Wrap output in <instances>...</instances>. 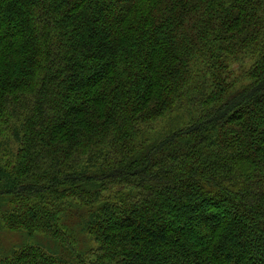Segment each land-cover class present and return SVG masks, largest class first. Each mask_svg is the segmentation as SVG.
I'll list each match as a JSON object with an SVG mask.
<instances>
[{"label": "trees", "instance_id": "trees-1", "mask_svg": "<svg viewBox=\"0 0 264 264\" xmlns=\"http://www.w3.org/2000/svg\"><path fill=\"white\" fill-rule=\"evenodd\" d=\"M0 232L50 243L0 264H264V0H0Z\"/></svg>", "mask_w": 264, "mask_h": 264}, {"label": "rangeland", "instance_id": "rangeland-1", "mask_svg": "<svg viewBox=\"0 0 264 264\" xmlns=\"http://www.w3.org/2000/svg\"><path fill=\"white\" fill-rule=\"evenodd\" d=\"M177 116V115H176ZM172 118L170 121H173L175 118ZM187 119V115H181L179 117V119H176V123H178L179 121H183ZM168 121H163V123L161 124L160 128L166 129L168 126ZM195 227V226H194ZM31 240L36 241L40 244L45 245V247L50 246L49 241L44 237V236H37L36 239L35 238H28L26 237V235H21L19 233H9V232H0V252L2 250L7 251L9 250V248L11 246H14L16 244H22L25 242H30Z\"/></svg>", "mask_w": 264, "mask_h": 264}]
</instances>
